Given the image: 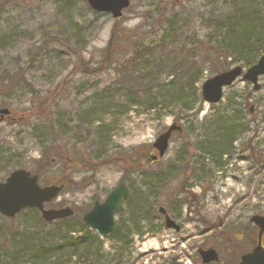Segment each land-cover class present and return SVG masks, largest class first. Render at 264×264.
Masks as SVG:
<instances>
[{
  "label": "rangeland",
  "instance_id": "374dc122",
  "mask_svg": "<svg viewBox=\"0 0 264 264\" xmlns=\"http://www.w3.org/2000/svg\"><path fill=\"white\" fill-rule=\"evenodd\" d=\"M130 1L116 19L112 14L92 10L86 0H0V108L11 112L9 117L0 119V183L15 169L39 174L42 186L64 183L60 197L47 206L71 207L75 214L66 225L80 227L78 220L96 201L103 202L121 181L136 193L143 188L139 182L144 178L142 172L165 176L170 168L178 180L168 187L165 184L149 210L153 212L149 215L152 222L163 228L150 229L151 225L145 224L143 235L124 237L130 209L116 217L118 229L114 236H102L89 228L90 233L99 234L104 264H202L198 249L208 247L220 253L219 262L213 264H237L239 254L249 246L236 239L239 229L230 222L238 218L242 212L239 208L246 202L264 210V75L259 78V90L241 77L224 88L220 102L211 104L200 96L193 111L183 112L191 116L181 122L194 131L185 134L189 145L203 140L204 130H209L214 119L238 115L248 122L242 139L235 143L236 147L245 145L244 150L235 151L233 159L231 152L224 156V167L201 182L195 178L190 182L195 198H181L189 197L191 202L194 199L191 208L184 207L177 197L184 183L179 159L189 157V146L180 143V139L173 140L167 154L155 164L149 155L159 134L183 118L179 108L172 106V113L160 116L156 110L136 105L123 108L124 113L118 115H113L115 112L107 106L101 109L102 116H91L86 110L93 96L123 83L117 64L130 58L137 42L145 49L151 45V50L157 45L159 55L170 64L172 29L186 36L174 45L188 38L203 44L192 52L203 70L197 84L199 93L205 80L220 73L218 62H230L228 69L236 65L249 68L264 55V47L257 53L244 49V58L236 61L233 56L223 59L231 52L229 45L223 49V57H217L220 52L215 49L222 43L229 44L227 35L232 20L227 19L237 13L234 4L245 7L249 20L257 17L258 24H263L264 0ZM222 22L227 24L225 29ZM257 38L253 37L252 42ZM160 43L166 47L160 48ZM249 107L254 109L251 118ZM84 120L91 122L84 127L89 134L77 127L82 124L78 121ZM209 132L214 133V128ZM199 157L196 160L206 158L200 153ZM131 158L132 164L128 162ZM201 173L196 171L195 176ZM160 206L170 209L181 224L180 232L166 229L163 216H155ZM246 214L248 218L252 212ZM22 215L12 222L0 215V231L9 223L22 226L25 221L29 225L35 213L25 211ZM239 219L245 224L246 220ZM32 224L42 227L35 221ZM80 235L83 233L76 236ZM1 237L0 234V242ZM128 241L132 243L127 246Z\"/></svg>",
  "mask_w": 264,
  "mask_h": 264
},
{
  "label": "trees",
  "instance_id": "16d2710c",
  "mask_svg": "<svg viewBox=\"0 0 264 264\" xmlns=\"http://www.w3.org/2000/svg\"><path fill=\"white\" fill-rule=\"evenodd\" d=\"M233 1L236 2V0ZM233 6L237 9V13L227 19L229 21L232 20L227 35L229 44L224 46L222 43L218 45L219 48L215 49V51L219 50L220 52H217V57H223L222 51L223 49L226 50L229 45L231 49L229 47L228 49L231 52L223 57V59L233 56V60L236 61L244 58V49H250L256 53L262 50L264 47V23L258 24L260 22L257 17L249 20L247 16L248 12L244 10L245 7H239L237 4ZM222 23V28L225 29L227 24L226 22ZM258 31L260 32L259 34H261L259 36L260 38L256 36ZM170 32L173 34L170 35L173 43L169 46L174 48H172L173 56L170 64L166 62L163 55H159L156 49H159V47H156L157 45H153L154 51L151 50V45L145 46V49L137 42L132 47L134 49L130 58L128 60H122L121 63L119 62L120 64H117L119 72L123 75V83L119 84L118 88H107L103 92L93 96L90 105L91 108L89 109L93 108L92 110L95 111L96 109L92 106H97V108L101 109L107 106L111 112H115L113 115H118L124 111L123 108L127 110L128 106L136 105L138 107L143 106L147 110H156L158 111V116H160L162 113H172L173 110L169 109H172L171 107L173 106L182 111L181 115L183 118H178L177 121L184 120L185 116H191L185 115L183 112L187 113L186 111L194 110L201 96V93L198 92L197 84L200 82L203 74L200 65L201 62L194 59L196 56L193 55L192 52L193 50L203 47V44L199 40H196V38H188V40H184L183 43L178 46L174 45L177 39L181 40V38L186 36H184V34L175 33V29H172ZM253 37L257 38V40L252 42ZM161 43L159 45L160 48H165L166 45L162 46ZM195 44L198 45L196 46ZM222 45L224 47H222ZM177 49L179 52L175 54ZM218 63L220 65L219 67H221L220 72L226 71L230 67V62L223 64L221 61ZM249 63H251V61H249ZM162 76L163 78L167 77L168 80H164ZM63 86L64 84L62 83L61 87ZM197 112L198 110H196V113ZM251 116L252 113L250 112V118ZM217 119L212 121L213 125L209 128V130L214 128V133H210L209 130H204L202 134L203 140L199 144L195 142L190 144L192 149L198 150L201 155L206 157L205 160L200 161L199 164V166L201 165L204 168H206V162H208V167L223 168L224 156L228 155L231 149L233 150V148H235L236 140L243 135L242 130L247 129L248 125V122L246 123L244 120V116L236 115V117L232 118L226 116L222 118L223 120ZM78 122L82 123L78 124V129H82V133L89 134L88 129L84 130V127L86 124H91V122L89 120ZM186 127H189V125H186ZM189 131L190 133L194 132L192 126H190ZM101 132L104 133L103 131H100V133ZM107 136L109 137V135ZM198 138L201 140V137ZM107 140L108 138H106V142ZM133 160L134 159L131 158L128 162L131 163ZM156 174L158 173L151 172L150 174V172H142L141 176L144 178L139 182L143 188L140 187L137 191L138 193L136 192L137 194L130 189L131 195L126 202L125 209H130L131 217L126 221L129 227L124 229V231L126 230V233L123 234L124 237H129L131 234L143 235V226L145 224L151 225L152 228L150 229H157L158 227L163 228V225H156L154 221L152 222L149 215L151 216L153 212H149V210H152L158 192L164 189L165 184H168L167 182L169 181L171 170L169 168L168 174L165 176H154ZM198 177L202 178L201 174H199ZM186 203L188 204L187 201H185L184 204ZM25 211L35 213L34 220L32 219L29 225H25L27 223L25 221L22 226L10 225L9 223L5 229L0 231L3 240L0 242V264L105 263V254L101 252L102 243L100 242L99 234L90 233L89 228L85 226L82 218L77 222L80 227H75L66 225L71 223V218L74 216L48 223L42 219L38 210L27 209L23 212ZM23 212L20 214L22 215ZM158 212L155 216L160 214ZM17 217L18 216L9 219V222L16 220ZM22 219L25 218L22 217ZM146 220H149V222L146 223ZM33 221L40 224L42 227L33 225ZM117 229L118 223L117 228L111 236H114ZM80 232H82L83 235L76 236L77 233ZM117 241L121 242L123 239L118 238ZM130 243L132 242L128 241L127 246Z\"/></svg>",
  "mask_w": 264,
  "mask_h": 264
},
{
  "label": "water",
  "instance_id": "95a60500",
  "mask_svg": "<svg viewBox=\"0 0 264 264\" xmlns=\"http://www.w3.org/2000/svg\"><path fill=\"white\" fill-rule=\"evenodd\" d=\"M92 10L112 14L114 18L123 15V11L130 6V0H86ZM244 68L237 65L227 71L221 72L209 79L202 85L203 99L208 103H218L223 98L224 88L232 85L241 75L245 80L254 84V89L259 90V77L264 75V56L257 63L244 72ZM10 113L9 109L0 110V117ZM180 124L173 123L168 129L160 134L153 147L158 155L153 159L164 157L169 140L174 131H181ZM64 185L52 184L42 187L39 184V175L32 174L25 169L13 171L6 181L0 183V214L8 218L15 217L22 210L35 208L40 210L47 222L67 218L73 215L71 207L46 208L45 204L59 197ZM129 197L128 187L124 183L116 186L106 200L102 203L96 202L91 210L83 215V222L89 228L98 231L101 235L107 236L116 228L115 216L123 211L124 202ZM160 212L165 217V227L180 231L181 227L167 213L164 207ZM252 222L259 227L258 245L252 252L243 255L240 264H264V248L262 247V235L264 233V216H253ZM202 261L205 264L219 260L218 252L215 249H199Z\"/></svg>",
  "mask_w": 264,
  "mask_h": 264
},
{
  "label": "flooded vegetation",
  "instance_id": "af4514ba",
  "mask_svg": "<svg viewBox=\"0 0 264 264\" xmlns=\"http://www.w3.org/2000/svg\"><path fill=\"white\" fill-rule=\"evenodd\" d=\"M9 117V116H8ZM247 122V121H246ZM189 130L188 127H183V130H182V133L181 134H178L176 132H173L171 138H170V142L173 143V140H176V139H180V143L184 144L186 143L188 146H189V157H187L185 160L184 159H181L180 162H181V165H182V176H180L181 179L184 180V183L181 184V191L184 192H178V195L177 197H180L181 201L180 202H183V206L184 207H187L189 208L190 205H189V202L190 201V198L189 197H193L195 198V194H193V192L191 190H193V185L191 184L190 185V182L192 181V179H198L200 180L199 182H201L202 180H204L206 177H209L210 173L214 174L215 170H218V168H214V167H208V168H204L202 167L201 165L199 166L200 164V161L201 160H196L197 158H200L199 157V151L197 150H194L190 147L189 145V137H186L185 134H187V131ZM240 139H242L240 137ZM236 143V142H235ZM244 147L245 145L243 144H240L239 146H235V148H233V150L231 149V158L233 159L234 157V153L235 151L236 152H239L241 150V152L244 150ZM170 148V147H169ZM169 150V149H168ZM168 152V151H167ZM240 155V153H239ZM173 156L176 158V154L173 153ZM241 158H243L242 155H240ZM201 159V158H200ZM177 160V159H176ZM159 160H156V161H152V162H158ZM154 164V163H153ZM197 166V167H196ZM224 167V166H223ZM203 171V173H201V177L202 178H199L197 174L195 176V172L196 171ZM206 171V172H205ZM219 171V170H218ZM172 172V171H171ZM208 172V173H207ZM169 181L167 182L168 184L166 185V187H168L169 184H171L172 182H175L177 179V177L174 176V174H171L169 175ZM181 183V182H180ZM128 185V188H129V192H130V195H131V187L129 184ZM182 195H188L189 197L187 198H181ZM195 195V196H194ZM130 197V196H129ZM129 199V198H128ZM128 199L125 201V205H126V202L128 201ZM185 201L188 202V204H184ZM192 202H195V200L193 199ZM191 202V203H192ZM191 208V207H190ZM167 209V208H166ZM240 214L238 215V218H243L242 220H246L245 224L244 222H241L240 219L238 220L237 217L234 218V220H232L230 223L231 225L235 226L236 229H239L238 232H239V238L236 237V239L238 241H243L245 242L246 244H248V249L247 250H244V252H242V254H239V261L237 264H240L241 262V259L243 257V255L251 252L257 245H258V239H259V228L257 225H255L253 222H252V217L253 215H264V210H262V206H259V207H256V208H253L252 207V204L250 202H246V204L244 206H240ZM170 209H167V212L171 215L172 212L170 213L169 212ZM255 211V212H253ZM247 212H252V214L247 218ZM172 218H174L172 215H171ZM175 219V218H174ZM238 220V221H237ZM177 221V220H176ZM235 221V222H234ZM229 226V225H228ZM214 228H210L209 231L213 230ZM235 229V228H234ZM223 235V234H221ZM262 246L264 247V234H263V237H262ZM210 247L208 248H204V249H209ZM218 252V251H217ZM219 253V252H218ZM199 254V253H198ZM199 257H201L199 255ZM219 257H220V253H219ZM200 262L202 264H204L202 261H201V258H200ZM196 264H198L197 262H195ZM216 263V262H215ZM213 264V263H212Z\"/></svg>",
  "mask_w": 264,
  "mask_h": 264
},
{
  "label": "bare ground",
  "instance_id": "6f19581e",
  "mask_svg": "<svg viewBox=\"0 0 264 264\" xmlns=\"http://www.w3.org/2000/svg\"><path fill=\"white\" fill-rule=\"evenodd\" d=\"M92 107H94L96 110L94 111V110H92L93 108H92V109H89V108H88V109L86 110V112H87L89 115L94 116V117H96V116H100V115H101V116L104 115V114H103L104 112L101 111V108H97V106H96V107H95V106H92ZM90 108H91V107H90ZM215 157H217V156H215Z\"/></svg>",
  "mask_w": 264,
  "mask_h": 264
}]
</instances>
